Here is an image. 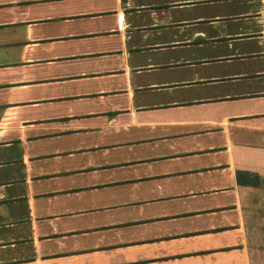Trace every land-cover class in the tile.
Returning a JSON list of instances; mask_svg holds the SVG:
<instances>
[{
    "label": "crops",
    "instance_id": "1",
    "mask_svg": "<svg viewBox=\"0 0 264 264\" xmlns=\"http://www.w3.org/2000/svg\"><path fill=\"white\" fill-rule=\"evenodd\" d=\"M0 34V264H264V0H0Z\"/></svg>",
    "mask_w": 264,
    "mask_h": 264
},
{
    "label": "trees",
    "instance_id": "2",
    "mask_svg": "<svg viewBox=\"0 0 264 264\" xmlns=\"http://www.w3.org/2000/svg\"><path fill=\"white\" fill-rule=\"evenodd\" d=\"M237 182L240 184H252L257 185L259 183L258 177L255 174H249L247 171H237L236 172Z\"/></svg>",
    "mask_w": 264,
    "mask_h": 264
},
{
    "label": "rangeland",
    "instance_id": "3",
    "mask_svg": "<svg viewBox=\"0 0 264 264\" xmlns=\"http://www.w3.org/2000/svg\"><path fill=\"white\" fill-rule=\"evenodd\" d=\"M35 34H36V32H35ZM1 39H2V36H1V34H0V40H1ZM3 60H4V59L0 57V61H3ZM4 61H5V60H4ZM4 61H3V62H4Z\"/></svg>",
    "mask_w": 264,
    "mask_h": 264
}]
</instances>
